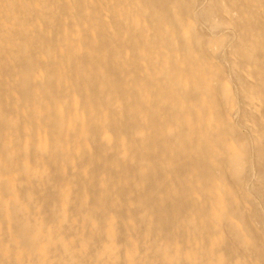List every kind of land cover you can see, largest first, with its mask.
<instances>
[{
    "label": "bare ground",
    "instance_id": "obj_1",
    "mask_svg": "<svg viewBox=\"0 0 264 264\" xmlns=\"http://www.w3.org/2000/svg\"><path fill=\"white\" fill-rule=\"evenodd\" d=\"M0 264H264V0H0Z\"/></svg>",
    "mask_w": 264,
    "mask_h": 264
},
{
    "label": "rangeland",
    "instance_id": "obj_2",
    "mask_svg": "<svg viewBox=\"0 0 264 264\" xmlns=\"http://www.w3.org/2000/svg\"><path fill=\"white\" fill-rule=\"evenodd\" d=\"M156 36L157 37H155V39L157 41V44L153 50L151 49V45L147 41L144 42V39H139V40H143L142 41L143 44H141V45L139 44V47H141L144 50L143 54L138 53L137 50L135 51V50L131 49V53H132V57H133L134 61H136L138 63L140 62L141 59L144 61V65L140 66V69H142L144 74L148 73V72L150 73L149 75H146L147 79L145 81L147 83H150V84L154 83L153 85H155V86H156L157 82L156 83L153 82L154 77H156L157 80L163 79L165 82L170 83V77L163 73L165 66L170 67L173 70L181 68L179 65V59H176L175 57H173V58L168 57V52L166 53V49H165V46L163 44L164 36H160V37L158 35H156ZM158 47H160V50L158 49ZM150 52H153L152 54L157 56V57L153 58V55L150 56L149 55ZM147 56H150V58ZM170 60H173V61H170ZM141 93L142 94H141L140 98L142 99V101H141L142 107L148 105L151 109L150 111L152 112L154 109L153 108L154 103H153V100H151V98L148 95L149 92L147 91V92H141ZM189 104H190L189 108H191L193 111H195L194 110L195 105L192 104L191 99H188V105ZM158 108L161 110L159 114L162 116V109H161L162 107L160 106V104L158 105ZM163 112L167 114L166 110H163ZM168 116H169V114H168ZM166 122H167V120L164 123H166ZM188 141H186V144ZM171 142H173V141L170 140V143ZM192 144L194 145L195 143L192 142ZM206 144L211 145L210 143H206Z\"/></svg>",
    "mask_w": 264,
    "mask_h": 264
}]
</instances>
